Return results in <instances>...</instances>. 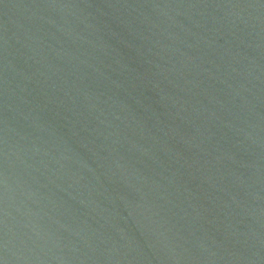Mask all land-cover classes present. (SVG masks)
Returning a JSON list of instances; mask_svg holds the SVG:
<instances>
[{"label": "water", "instance_id": "water-1", "mask_svg": "<svg viewBox=\"0 0 264 264\" xmlns=\"http://www.w3.org/2000/svg\"><path fill=\"white\" fill-rule=\"evenodd\" d=\"M0 264H264V0H0Z\"/></svg>", "mask_w": 264, "mask_h": 264}]
</instances>
